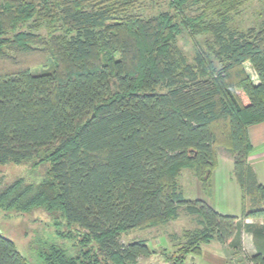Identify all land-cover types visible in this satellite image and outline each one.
Returning a JSON list of instances; mask_svg holds the SVG:
<instances>
[{
	"label": "trees",
	"instance_id": "1",
	"mask_svg": "<svg viewBox=\"0 0 264 264\" xmlns=\"http://www.w3.org/2000/svg\"><path fill=\"white\" fill-rule=\"evenodd\" d=\"M152 2L0 0V167H47L37 182L0 177V211L39 212L77 229L54 235L69 246L44 240L41 264L153 255L195 264L211 241L240 253L241 231L255 247L248 264H264V224L245 222L264 221V186L247 161L249 128L264 122V0H162L153 15ZM252 2L244 26L236 19ZM184 34L190 59L178 45ZM218 148L233 160L240 217L181 189L188 169L210 195ZM181 209L196 227L171 235L173 250L122 242ZM0 264H29L1 233Z\"/></svg>",
	"mask_w": 264,
	"mask_h": 264
},
{
	"label": "rangeland",
	"instance_id": "2",
	"mask_svg": "<svg viewBox=\"0 0 264 264\" xmlns=\"http://www.w3.org/2000/svg\"><path fill=\"white\" fill-rule=\"evenodd\" d=\"M149 2V0H147ZM149 4V3H148ZM145 10L147 14H156L160 10L165 9V3L162 0H155ZM258 7L256 2H252L248 8H246L242 14H240L236 20L242 22L246 21V26L251 14ZM179 47L186 53L189 59L193 55L192 42L190 38L184 34L178 39ZM246 72L249 74L253 83L257 82V78L251 71L248 64H245ZM222 148H218L221 151ZM261 152H264L262 148ZM222 153V151L220 152ZM46 165H39L34 167L32 163H25L21 165L9 164L0 167V177L2 182L9 183L20 178H24L27 182H37L45 175ZM180 185L183 191V195L186 199L196 200L203 197V193L198 188L191 171L185 169L182 171L180 178ZM204 198V197H203ZM54 216H47L43 213L32 212L29 214L9 213L0 211V233L5 237L11 239L16 249L25 257L29 264H41L42 259L37 256L41 243L46 239H52L54 241L62 242L64 245L69 246L71 241L69 237H55L57 230L61 233H70V235L76 234L78 231L76 228H67L59 223L55 224L53 220ZM196 227L194 216H189L181 209L179 217L175 221L170 222L166 226H159L147 229H134L127 232L122 236V242L126 243L130 240H145L149 248L160 250L165 248L167 250H173L174 242L171 241V235L176 237L181 236L185 229H192ZM57 238V239H56ZM75 239V238H74ZM243 252V251H242ZM226 253V252H225ZM227 261L226 264H248L247 258L244 254L238 253L232 254L230 247L227 246ZM245 255H249L246 254ZM234 258V259H233ZM195 264H214L212 261L205 260L201 255L194 258ZM217 264L218 260H214ZM187 263H191V258L187 259ZM138 264H168L163 257H150L147 260L140 259Z\"/></svg>",
	"mask_w": 264,
	"mask_h": 264
},
{
	"label": "crops",
	"instance_id": "3",
	"mask_svg": "<svg viewBox=\"0 0 264 264\" xmlns=\"http://www.w3.org/2000/svg\"><path fill=\"white\" fill-rule=\"evenodd\" d=\"M249 138L253 148L248 155L247 161L255 172L258 182L264 186V152H261L262 148H264V122L249 128ZM221 151L222 153H220ZM221 151L217 150V166L212 173L211 193L209 196L204 195L199 183L196 181V187L201 190L204 197L198 199H204L215 211L222 215L240 217L241 191L233 177V160L224 149ZM245 222L264 224L263 220L257 219H246ZM234 241L240 243V253L244 254L245 258L254 255L255 247L251 234L241 231L238 239ZM245 253L249 255H245ZM227 254V246L221 245L217 241L201 245V256L214 264V260H218L217 264H226ZM152 257L158 256L153 255Z\"/></svg>",
	"mask_w": 264,
	"mask_h": 264
}]
</instances>
